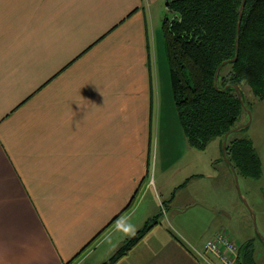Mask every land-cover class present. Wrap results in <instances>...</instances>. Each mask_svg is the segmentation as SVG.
Here are the masks:
<instances>
[{
  "label": "crops",
  "instance_id": "obj_1",
  "mask_svg": "<svg viewBox=\"0 0 264 264\" xmlns=\"http://www.w3.org/2000/svg\"><path fill=\"white\" fill-rule=\"evenodd\" d=\"M160 1L0 0V264H101L158 210L165 219L116 264H222L205 249L210 238L199 245L184 223L198 222L191 209L203 205L211 225L221 215L212 237L221 229L233 237L225 224L235 216L227 198L181 194L191 177L166 193L161 185L160 208L139 219ZM213 141L220 159L222 142Z\"/></svg>",
  "mask_w": 264,
  "mask_h": 264
},
{
  "label": "trees",
  "instance_id": "obj_2",
  "mask_svg": "<svg viewBox=\"0 0 264 264\" xmlns=\"http://www.w3.org/2000/svg\"><path fill=\"white\" fill-rule=\"evenodd\" d=\"M168 1L173 16L165 17L163 32L176 110L189 144L205 149L215 139L222 142L246 113L235 85L240 87L246 107L244 85L251 88L256 99L264 100V0H246L238 52L243 0ZM221 64L216 86L215 74ZM237 132L227 141L231 164L240 176L261 177L263 163L254 141L248 136L238 137ZM160 216L148 218L101 264H116L160 221ZM238 264H259L253 239L239 246Z\"/></svg>",
  "mask_w": 264,
  "mask_h": 264
},
{
  "label": "rangeland",
  "instance_id": "obj_3",
  "mask_svg": "<svg viewBox=\"0 0 264 264\" xmlns=\"http://www.w3.org/2000/svg\"><path fill=\"white\" fill-rule=\"evenodd\" d=\"M167 1L161 0L159 3H154L153 7L151 24L153 65L158 79L153 105L156 120L154 121L155 131L152 139L149 170L144 179V187L139 194V203L142 199L144 202L138 213L139 219L148 209L155 208L157 210V206L159 207L157 192L160 194L161 185L166 184L165 190H162L166 193L169 189H174L178 184L191 177L186 183L184 182L186 187L182 189L181 194H192L200 203H207V201L221 203L227 198L229 200L227 203L230 204L231 212L235 217L225 224L226 228L234 234L233 238L239 246L249 239H253L256 246V258L259 264H264V215L261 211L264 192L261 188L262 182L257 178L239 175L238 187L233 172L225 169L227 162L224 154L220 159L218 158L219 152L215 141H211L205 149H197L189 145L184 135L174 101L163 32L165 17L172 18L173 16L166 5ZM243 92L251 116L248 115L247 121L243 123L244 113L236 127L245 125L249 120L250 124L241 128L237 132V136L252 138L257 150L264 155V100L256 99L248 85L243 86ZM154 179L155 186L151 182ZM242 197L246 198L250 209ZM163 198L167 199L165 196ZM191 210L192 213L198 212V222L196 216L192 215L190 221L184 223V227L192 238L202 245L212 237L214 230L219 226L221 215L216 217L211 225L209 223L211 217L207 220L204 218V214L208 212L203 205H195ZM251 210L254 212V216ZM158 212L161 213L160 220H164L163 212L161 210ZM189 214L187 213L188 216ZM147 219L148 217L143 221ZM142 223L140 228L144 225Z\"/></svg>",
  "mask_w": 264,
  "mask_h": 264
},
{
  "label": "built area",
  "instance_id": "obj_4",
  "mask_svg": "<svg viewBox=\"0 0 264 264\" xmlns=\"http://www.w3.org/2000/svg\"><path fill=\"white\" fill-rule=\"evenodd\" d=\"M209 252L217 254L222 264H238L239 245L235 242L232 235L225 229L219 230L211 237L205 245Z\"/></svg>",
  "mask_w": 264,
  "mask_h": 264
},
{
  "label": "water",
  "instance_id": "obj_5",
  "mask_svg": "<svg viewBox=\"0 0 264 264\" xmlns=\"http://www.w3.org/2000/svg\"><path fill=\"white\" fill-rule=\"evenodd\" d=\"M245 3H246V0H243V1H242V5H241V7H240V14H239V20H238V32H237L238 34H237V42H236V43H237V52H238V49H239V30H240V25H241V22H242V16H243V10H244V7H245ZM166 5H167V6L169 5V1H167V4H166ZM237 57H238V54H236V56L234 57V59H237ZM224 63H225V62H224ZM222 65H223V64H221V65L218 67V70H217V72H216V74H215V80H214V81H215V85H216V86H217V84H218L217 82H218L219 70L221 69ZM235 88H236V90H237V92H238V95H239L240 101H241L242 104H243V108H244V110L247 112V114H248L249 116H251L250 110H248L247 107H246L245 104H244V98H243V94H242V91H241L240 87L237 86V85H235ZM249 124H250V120H249L245 125H243V126L235 127V128H233V129H231L229 132H227V133L225 134L224 139H223V144H222L224 158H225L227 164L231 167V170H232V172H233V174H234V177H235L236 185H237L238 187H239V174H238L236 168L231 164V162H230V160H229V158H228V156H227V141H228V137H229V135H230L231 133H233V132H235V131H239L241 128H243V127H247ZM242 199H243L244 203H245V204L248 206V208L250 209V206H249L248 201L246 200V198L242 197ZM251 211H252V210H251ZM252 214H253V216H254V212H253V211H252Z\"/></svg>",
  "mask_w": 264,
  "mask_h": 264
}]
</instances>
